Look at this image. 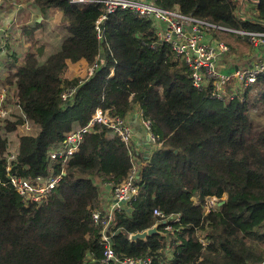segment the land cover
<instances>
[{
	"label": "trees",
	"instance_id": "obj_1",
	"mask_svg": "<svg viewBox=\"0 0 264 264\" xmlns=\"http://www.w3.org/2000/svg\"><path fill=\"white\" fill-rule=\"evenodd\" d=\"M45 1L65 22L63 40L42 62V50L26 54L0 82L1 88L14 89L20 111L13 122L0 120V264H102L101 227L91 213L104 212L107 190L139 163L138 193L115 211L110 230L118 261L264 264V125L256 128L250 109L264 101V76L242 100H217L211 86H192L190 72L171 47L157 42L151 21L116 11L101 25L98 40L100 6ZM153 1L229 29L264 32V0ZM25 33L31 38V31ZM66 60L97 68L88 78L70 79ZM254 87L261 92L250 98ZM69 88L74 93L63 102L60 95ZM135 107L150 121L156 149L140 154L95 125L66 166L49 158L97 108L127 120ZM25 122L37 133L18 136L10 160L5 135ZM58 174L61 179L40 204L25 202L9 183L10 176L33 180ZM223 195L225 203L208 213L193 200ZM154 210L180 215V221L171 231L160 224L165 236L130 241L131 234L160 223Z\"/></svg>",
	"mask_w": 264,
	"mask_h": 264
},
{
	"label": "built area",
	"instance_id": "obj_2",
	"mask_svg": "<svg viewBox=\"0 0 264 264\" xmlns=\"http://www.w3.org/2000/svg\"><path fill=\"white\" fill-rule=\"evenodd\" d=\"M69 4L87 5L94 4L100 6L102 14L95 23V31L98 40H102L101 25L107 16L116 11H129L138 18L151 21L154 34L159 44H167L171 47L179 60L190 72L192 86L202 89L205 86L212 87V97L229 101L239 98L243 99L244 93L252 88L258 78L264 76V32L250 30H234L213 24L207 20L185 16L177 10H167L159 8L153 0H66ZM189 30V31H188ZM212 33H232L245 40L255 55L250 64L236 67L229 72H222L218 66L221 56L229 53V47L218 41L216 46L208 43L207 36ZM156 45V42L155 44ZM97 65L88 66L87 76H92ZM87 77V78H88ZM74 93V89L69 88L61 93L63 102L68 101ZM2 98V97H1ZM141 127L146 136L149 137V144L152 149L159 147L158 138L150 132V121L140 119ZM95 125H103L110 129L127 147L131 149L133 144V134L129 120L112 117L109 110L97 108L87 125L78 128L68 134L65 140L49 152V158L66 166L67 162L79 151L80 143L84 134L90 133ZM13 155L10 157V160ZM10 169L9 167L7 170ZM135 171V168L133 169ZM122 182L112 188L113 201L104 212L94 210L91 213L92 222L101 227L100 243L103 247L102 264H153L147 259H124L118 261L110 243L112 233L110 232L114 213L121 209L122 205L129 204L137 195L135 186L136 174L134 172ZM61 179V175L37 177L33 180H25L16 176L9 177V183L14 187L17 194L27 203H45L56 184ZM225 199V198H224ZM195 204H203L205 213L214 211L221 202L217 197L196 198ZM124 203V204H123ZM164 226V230L171 231L172 224L180 221V215L165 216L158 210L153 211ZM203 245L206 243L200 240Z\"/></svg>",
	"mask_w": 264,
	"mask_h": 264
},
{
	"label": "rangeland",
	"instance_id": "obj_3",
	"mask_svg": "<svg viewBox=\"0 0 264 264\" xmlns=\"http://www.w3.org/2000/svg\"><path fill=\"white\" fill-rule=\"evenodd\" d=\"M3 3V1H1ZM8 3V1H4ZM23 4H26V0L20 1ZM7 6V5H6ZM16 16H15V15ZM32 14V15H31ZM43 17L42 22L39 23L40 27H34L35 19ZM31 19V20H30ZM5 21V26H7L8 30H4L1 32L0 37V82L1 80L8 74L11 70V66L19 65L23 62L26 54L23 52H32L38 53L37 50H42L43 54L39 58V61H43L48 55L55 52L61 41L63 40L66 32H65V22H63L60 18V14L55 9H48L46 12L42 10V15H40L37 10L32 6L29 7H12L2 9L0 8V21ZM14 21L11 25H7V23ZM30 23V25L27 24ZM28 26L33 32L31 38L27 37L25 33V28L27 30ZM219 33H212L207 36V41L209 44L216 46L217 42L223 39L222 35H218ZM37 36L36 38L34 36ZM224 36H229L225 35ZM230 37V38H229ZM227 42L231 45L232 52H229L227 55L228 59L231 61L230 64L227 65L228 70L232 68L233 63H236L239 67L245 66L242 65L241 54L247 56L252 50L249 44L245 40L237 39L233 36H229ZM23 39V40H22ZM226 44V42H224ZM29 44V45H28ZM249 46V47H248ZM27 50V51H26ZM250 51V52H248ZM251 55V53H250ZM248 55V56H250ZM221 58V57H220ZM222 59V58H221ZM220 59V62H221ZM181 64H183L182 60H179ZM15 68V67H14ZM13 71V70H12ZM73 73V71L71 70ZM71 73V74H72ZM67 76L70 75L69 69H67ZM87 69L85 73H76V77L79 79L87 78ZM71 78V77H69ZM71 78V79H73ZM253 88V87H252ZM251 89V88H250ZM254 92H252L249 96L250 98L256 97V95L261 92V90H256L254 87ZM2 97V98H1ZM14 89L0 87V120L8 119L9 121H15L20 117V111L15 103ZM8 101V102H7ZM255 105L251 104L250 109L252 112V120L255 123L256 128H260L264 125V101L257 100ZM7 102V104H6ZM6 119V120H7ZM253 123V124H254ZM37 129L30 122H25L21 126H18L15 132L9 133L5 135L6 140L9 145L8 152L10 156L14 154L15 149L17 148V137L21 135H36ZM134 140V135H133ZM140 166V165H138ZM137 165H135V174H137ZM111 190V189H110ZM108 193V192H107ZM106 193V194H107ZM112 195V192H111ZM226 196L223 195L220 200H225ZM225 198V199H224ZM105 201V200H104ZM109 204V203H108ZM103 204L102 208H105L107 205Z\"/></svg>",
	"mask_w": 264,
	"mask_h": 264
},
{
	"label": "crops",
	"instance_id": "obj_4",
	"mask_svg": "<svg viewBox=\"0 0 264 264\" xmlns=\"http://www.w3.org/2000/svg\"><path fill=\"white\" fill-rule=\"evenodd\" d=\"M1 1H3V3L1 2ZM4 1H8V3H6V2H4ZM20 1H22V0H20ZM20 1H15V0H0V8H2V9H5V8H9L10 6H12V7H14V6H16V7H20V8H24V7H29V9L33 6L36 10H37V12L40 14V15H42V10L44 11V12H46L48 9H47V7H46V1L44 0V1H33V0H26L27 1V3L26 4H23V3H21ZM7 5V6H6ZM242 7H244V9H248V8H250V6L249 5H244V6H242ZM15 15V14H14ZM32 15V14H31ZM16 16V15H15ZM31 20V19H30ZM42 20H43V17L41 16L40 18H36L35 19V24L36 23H40V22H42ZM14 21H11V22H9V23H7V25H11V23H13ZM5 21L3 20V21H0V33L1 32H3L4 30H6L8 27L7 26H5ZM27 24L28 25H30V23H28L27 22ZM41 24V23H40ZM26 26V25H25ZM27 27V31H31V29L28 27V26H26ZM34 27H40V25H38V26H36V25H34ZM8 30V29H7ZM32 34H33V32H32ZM224 34L225 35H229V36H233V37H235V38H237V39H240L239 38V36H237V35H233L232 33H219L218 35H222V37H223V39H221V41H223V42H226V45L229 47V52H232L230 49H232V47H231V45L227 42V39H228V37L229 36H224ZM35 38L37 37L36 35L34 36ZM230 38V37H229ZM23 40V39H22ZM240 40H242V39H240ZM29 45V44H28ZM249 47V46H248ZM252 50V49H251ZM27 51V50H26ZM248 52H250V51H248ZM24 54H28V53H32V52H23ZM250 53H251V55H250ZM248 55H250V56H245V55H242L241 54V60H240V62H241V64L242 65H248V64H250V62L253 60V58H254V56L255 55H258V53L256 52V51H251ZM227 55V54H226ZM222 58V59H221ZM221 62H220V59L218 60V66H219V69L222 71V72H229L231 69H235L236 67H238V65L236 64V63H233V65H232V68L230 69V70H228V68H227V65L228 64H230L231 63V61L228 59V56H225V55H223V56H221ZM65 63H66V65L68 66V69H69V71H70V75L68 76V77H71V78H73V77H76V73H85V71H86V69L88 68V64L87 63H85L84 61H78V62H76V63H71L70 61H68V60H66L65 61ZM71 70L73 71V73L71 72ZM72 73V74H71ZM70 78V79H71ZM255 86V85H254ZM134 119H136V121H137V123H138V125L141 127V123H140V117H139V114H138V108H134V110H133V112L131 113V115H129V117L127 118V120H129V122L131 123ZM141 129H142V127H141ZM143 130V129H142ZM144 131V130H143ZM144 138L141 140V139H139V138H136V137H134V140H133V144H134V147L137 149V152H139L140 154H143V153H145L146 151H148L149 149H151V150H153L152 149V147L150 146V144H148V145H146L145 144V137H146V134H145V132H144V136H143ZM150 150V151H151ZM136 161H138V160H140V159H135ZM139 162V161H138ZM140 164V163H139ZM138 164V165H139ZM137 165V164H136ZM107 194H105V196H106V198H105V201H104V204H108L106 207H108L109 205H110V203L113 201V197H112V195H111V192H112V190H110V189H108L107 190ZM162 225V224H161ZM158 229H159V227H158Z\"/></svg>",
	"mask_w": 264,
	"mask_h": 264
},
{
	"label": "water",
	"instance_id": "obj_5",
	"mask_svg": "<svg viewBox=\"0 0 264 264\" xmlns=\"http://www.w3.org/2000/svg\"><path fill=\"white\" fill-rule=\"evenodd\" d=\"M130 125H131V129H132V134L134 135V137L139 138V139L142 140L144 138L143 137L144 136V131L138 125L136 119H134L130 123ZM144 142H145L146 145L149 144V137L148 136L145 137V141ZM224 203L225 202L223 201V202H221L220 205H222ZM160 224H162V223H157L154 226H152L150 229H147V230H145L143 232L131 234L129 236V240L130 241L146 240L147 237L152 236L154 234H160V235H164L165 236V234H162L161 232L158 231V227L160 226Z\"/></svg>",
	"mask_w": 264,
	"mask_h": 264
}]
</instances>
